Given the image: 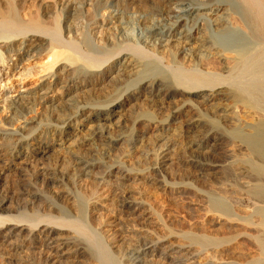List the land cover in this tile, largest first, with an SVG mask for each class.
<instances>
[{"label":"bare ground","instance_id":"obj_1","mask_svg":"<svg viewBox=\"0 0 264 264\" xmlns=\"http://www.w3.org/2000/svg\"><path fill=\"white\" fill-rule=\"evenodd\" d=\"M159 73L170 77V91L152 78ZM232 89L251 109L245 118L264 120V0H0V195L15 200L9 181L25 174L24 184L68 199L57 189L78 173L73 184L88 202L81 227L113 264H124L127 241L108 228L137 214L131 213L132 189L143 186L160 202L152 173L171 164L178 141L168 135L193 134L191 106L216 110ZM170 97L177 110L166 114ZM136 111L148 118L146 125L123 121ZM132 133L135 153L127 140ZM187 145L194 148V138ZM146 155L153 172L139 175ZM103 156L127 171L114 169L112 160L101 176ZM116 199L128 212L113 210ZM42 215L38 223L48 225H37L33 236L48 250L38 254L40 262L65 264L59 255L72 257L71 244L62 242L71 232L61 218ZM10 219L0 216L3 253L13 232L32 236L20 223L8 228Z\"/></svg>","mask_w":264,"mask_h":264},{"label":"rangeland","instance_id":"obj_2","mask_svg":"<svg viewBox=\"0 0 264 264\" xmlns=\"http://www.w3.org/2000/svg\"><path fill=\"white\" fill-rule=\"evenodd\" d=\"M167 75L159 73L152 78L162 81L164 87L170 91L171 81ZM171 101L170 97L164 103L166 109L170 108V113L166 114L177 110L174 104L169 105ZM222 101L219 102L218 110L215 108L216 110L209 112L197 104L191 106L190 111L195 116L189 126L192 127L193 134H184L183 131L168 135L171 140L178 141L174 156L171 157L172 165L169 162L168 167L154 173L152 163L149 166L146 162L147 155L144 159H139L141 164H146L139 175L148 176L154 173L152 180L155 186L152 187L161 200L159 202L154 195L143 191V186L132 189V202L129 201L132 205L131 213L137 214L130 217L132 222L121 216V224L114 223L108 228L115 231L117 239L127 241L128 247L121 253L124 264H264V120L251 122L249 117L245 118L251 113V109L234 89L226 92ZM138 111L132 112L131 119L125 117L123 121L129 124L132 121V126L134 122L146 125L148 118L139 115ZM157 118L161 120V117ZM192 138L196 146L190 150L187 139ZM127 140L132 144V152L135 153V135L132 133V139ZM155 141H158L156 136L149 141L150 149L156 145ZM115 148L120 150L121 146ZM52 154L50 152L46 157L49 158ZM112 160L113 158L110 160L103 156L97 162L102 164V170H99L101 176L108 174V163ZM116 167L127 171L121 163L117 162L114 169ZM77 175L80 177L78 173ZM77 175V178L72 177L74 182L67 181L64 187H59L60 190L55 185L58 192L64 191L69 196L68 199L56 196L46 187H35L27 184L28 182L24 184L29 179L25 174L20 176V180L19 177L10 179L7 191L15 189V200L10 201L12 194L8 199L0 195V216L13 220L10 219L9 225H6L8 228L12 229L16 223H20L31 229L32 236L17 238L15 232L8 235L10 239L5 240L7 251L0 252V264H46L40 262L38 254L43 253L41 250H48L42 249L38 239L33 237L38 234L37 225H48L44 222L38 223L42 214L61 218L65 229L61 228L71 232V235H66L69 239L62 242L71 244L72 257L62 251L59 255L60 262L72 264L71 261L77 256L76 264H113L105 256L95 237L85 234L82 228L87 218L88 202L75 189V181H79ZM121 190L120 188L118 197L123 191ZM29 193L33 195L29 197ZM93 203L91 201L90 205ZM115 204L113 210L128 212L121 199H116ZM216 211L225 215H219ZM136 216L138 217L135 218ZM217 218L222 219L220 223ZM50 226L60 228L56 225ZM103 226L100 224L98 228L102 229ZM4 235V232H0V240ZM9 241L14 244H9ZM1 253L6 255L3 257ZM9 253L14 255L8 256L14 261L7 258Z\"/></svg>","mask_w":264,"mask_h":264}]
</instances>
